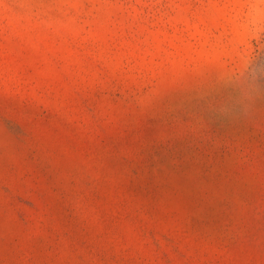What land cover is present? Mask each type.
<instances>
[{
  "label": "rangeland",
  "instance_id": "374dc122",
  "mask_svg": "<svg viewBox=\"0 0 264 264\" xmlns=\"http://www.w3.org/2000/svg\"><path fill=\"white\" fill-rule=\"evenodd\" d=\"M0 264H264V0H0Z\"/></svg>",
  "mask_w": 264,
  "mask_h": 264
}]
</instances>
